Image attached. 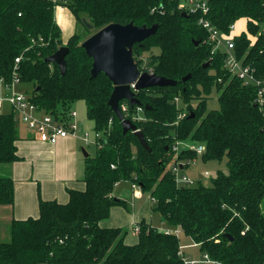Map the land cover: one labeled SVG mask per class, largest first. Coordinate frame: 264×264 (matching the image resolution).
<instances>
[{"label":"trees","instance_id":"16d2710c","mask_svg":"<svg viewBox=\"0 0 264 264\" xmlns=\"http://www.w3.org/2000/svg\"><path fill=\"white\" fill-rule=\"evenodd\" d=\"M57 6L69 9L77 24L84 26V17L91 25L86 35L74 32L63 43ZM207 6L210 23L226 34L232 33L231 24L246 19V29L232 34L233 52L264 78L259 32L264 0H207ZM199 16L180 10L178 0H0L3 85L16 76L32 102L55 115L84 101L88 119L102 135L94 155L85 156L82 189L68 188L65 202L39 198L36 216L11 220L9 240H0V264H184L179 237L166 231L175 227L215 264H264V103H255L254 84L244 85L225 68L227 53L212 51ZM130 22L157 26L133 46L138 66L136 56L147 54L144 70L177 81L136 91L140 105L119 102V108L128 106L120 110L142 131L147 149L132 131L122 132L107 103L113 84L103 72L91 77L92 58L81 46L110 23ZM60 46L68 48L63 75L55 62L45 60ZM214 92L218 107L208 108ZM16 126L12 112L1 114L0 164L21 159ZM177 141L202 144L204 151H175ZM198 155L226 157L228 171L218 172L209 185L177 184L172 167L184 170ZM119 182L137 184L163 224L141 219L134 243L125 241L127 228L102 225L113 206L130 211L126 200L114 195ZM14 191L13 179L0 177V205L12 204Z\"/></svg>","mask_w":264,"mask_h":264},{"label":"crops","instance_id":"0c3cea01","mask_svg":"<svg viewBox=\"0 0 264 264\" xmlns=\"http://www.w3.org/2000/svg\"><path fill=\"white\" fill-rule=\"evenodd\" d=\"M55 21L63 31L62 41L65 43L77 29L75 17L69 9L58 6L55 8ZM0 86V95L7 94L8 92L1 81ZM20 86L21 84L15 88L24 91V88ZM10 109V106L5 103L2 113L11 112ZM16 127L17 153L21 159L12 163L0 164V177H11L15 190L14 202L10 205H0L1 241L9 239L10 223L13 218L23 219L38 214L39 198L65 202L68 198V188H83L85 156L79 139L65 137L59 139L55 144H48L38 140L36 135L22 122L17 121ZM115 196L126 200V197L121 194ZM151 203L150 197L149 200L145 198L140 203L135 201L130 211L122 206H113L102 225L131 228L133 233L129 234L130 236L127 234L125 241L134 243L136 241L134 226L141 219L150 222ZM158 226H163V224L160 223Z\"/></svg>","mask_w":264,"mask_h":264},{"label":"built area","instance_id":"2783aa9c","mask_svg":"<svg viewBox=\"0 0 264 264\" xmlns=\"http://www.w3.org/2000/svg\"><path fill=\"white\" fill-rule=\"evenodd\" d=\"M58 7V6H57ZM178 8L185 13H195L200 12L198 23L207 31V42L211 44L212 51L219 49L224 50L227 54L224 59V66L230 72L232 76L240 79L244 85L254 84L257 88L256 91V104L264 103V78H257L255 76V69L247 64H243L240 59H238L233 52V39L231 34H226L218 30L215 26L210 23L206 13L208 12L207 0H178ZM234 29V25H230V30ZM260 33L264 35V25L260 28ZM231 33V32H230ZM141 66L139 71H147L153 73L150 70H144L145 66L144 57L142 55L136 56ZM135 58V57H134ZM15 61L18 62L19 58L16 57ZM1 81V79H0ZM2 82V81H1ZM20 81L15 76L12 78L10 83L4 85L7 90V94L0 95V116L2 114V108L5 103L10 106V111L14 114L17 121L22 122L26 128L33 132L38 140L48 143L55 144L59 139L65 137L77 138L81 141L83 145L94 144L96 147L101 144V132L94 130V138H88V132L80 128V123L75 117L74 109L71 108L64 115H55L50 112H44L35 103L32 102L28 93L25 91H19L15 86L19 85ZM132 90H134V83L130 84ZM177 103L179 98L174 99ZM121 110L127 111L128 106L122 104ZM136 110L138 112L142 111V107L137 106ZM182 113H179L178 118H181ZM191 148L197 153H202L204 151V146L193 145L182 141H177L173 150L178 151L180 148ZM114 167V165H111ZM182 169L178 164L172 167V172L177 184H193V180L189 178L185 173H181ZM133 199L138 198L142 195V191L137 184H131ZM136 225V224H135ZM138 229V226H135ZM172 232L176 236L182 234V230L179 227H175L172 230H166ZM184 264H215L216 261L204 254L200 260H191L182 255Z\"/></svg>","mask_w":264,"mask_h":264},{"label":"water","instance_id":"95a60500","mask_svg":"<svg viewBox=\"0 0 264 264\" xmlns=\"http://www.w3.org/2000/svg\"><path fill=\"white\" fill-rule=\"evenodd\" d=\"M87 28L91 25L82 18ZM156 25L149 27L128 24L110 23L92 35L88 36L81 46L88 56L92 58L91 77L103 72L112 82L113 89L107 101L110 109L115 113L122 126V132L132 131L144 148L148 145L141 130L135 123L125 118L119 108V102L124 100L130 106L140 105L135 93L140 89L152 86H174L177 81L147 71H139L138 64L134 60L133 46L152 35ZM197 44V42H195ZM68 52L66 46H60L53 54L45 58L46 61L55 62L59 72L63 75L66 71L65 55ZM208 63H204L206 67ZM190 73L182 77V81L189 79ZM134 83V90L130 84ZM84 156L87 153L82 149Z\"/></svg>","mask_w":264,"mask_h":264},{"label":"rangeland","instance_id":"374dc122","mask_svg":"<svg viewBox=\"0 0 264 264\" xmlns=\"http://www.w3.org/2000/svg\"><path fill=\"white\" fill-rule=\"evenodd\" d=\"M84 18V17H82ZM85 19V18H84ZM86 20V19H85ZM77 29L75 32H79L82 35H86V25L82 23L77 24ZM79 29V30H78ZM246 29V19L245 18H240L236 21V26L232 30V34L234 33H239L243 30ZM61 39L63 37V31L61 30ZM63 42V41H62ZM155 51H158L157 49ZM144 56V64L147 63V54L143 55ZM135 60V58H134ZM136 62V60H135ZM137 63V62H136ZM26 85L21 84V88H23ZM1 88V86H0ZM131 88V87H130ZM21 91V89H18ZM217 93L214 92L211 96V98L208 99L207 101V106L208 108H217L218 103H217ZM73 109L75 112V117L77 121L80 123V128H82L84 131L88 132V138L93 139L94 138V128H93V121L88 119L86 115V105L84 101L80 100L75 102L73 105ZM81 143V142H80ZM196 145L195 143H189ZM82 145V146H81ZM80 146L83 147L85 152L87 153L88 156H93L95 153V148L96 146L94 144H89V145H83L81 144ZM227 158L223 157L220 160L217 159H209V160H202L200 156L198 155L194 160H191L184 168V170L181 171V173H185L189 178L194 180H200L202 183L209 185L211 182V179L214 178L218 172H224L226 173L228 171V166H227ZM114 192L115 195L121 194L123 197H126V203H128L130 210L133 208V203L135 201H138L140 203L141 200L147 198L149 200V196L145 195L142 193V195L138 198L133 199L132 196V187L129 183L127 182H119L117 185L114 187ZM135 200V201H134ZM264 208V206H263ZM150 222L152 225L157 226L161 223L160 221V215L156 212H151L150 214ZM123 228H127V234H132L133 232L131 231V228L123 226ZM130 236V235H129ZM180 239V244H181V249L185 254V257L191 260H200L202 258V252L198 249L197 246L194 244H191L192 241L189 238H186L183 236V234H180L179 236ZM9 239L5 240L8 241Z\"/></svg>","mask_w":264,"mask_h":264}]
</instances>
